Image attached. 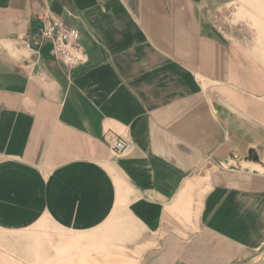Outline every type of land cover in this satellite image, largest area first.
I'll return each instance as SVG.
<instances>
[{
	"label": "crops",
	"instance_id": "1",
	"mask_svg": "<svg viewBox=\"0 0 264 264\" xmlns=\"http://www.w3.org/2000/svg\"><path fill=\"white\" fill-rule=\"evenodd\" d=\"M37 226L41 264H264V0H0V232Z\"/></svg>",
	"mask_w": 264,
	"mask_h": 264
},
{
	"label": "built area",
	"instance_id": "2",
	"mask_svg": "<svg viewBox=\"0 0 264 264\" xmlns=\"http://www.w3.org/2000/svg\"><path fill=\"white\" fill-rule=\"evenodd\" d=\"M39 19L42 23L40 39L52 44L51 55L70 69L83 65L86 54L80 43L79 31L52 16L45 7L40 9ZM24 48L30 49V43L24 42ZM109 145L115 155H122L128 150V143L121 138L110 141Z\"/></svg>",
	"mask_w": 264,
	"mask_h": 264
},
{
	"label": "rangeland",
	"instance_id": "3",
	"mask_svg": "<svg viewBox=\"0 0 264 264\" xmlns=\"http://www.w3.org/2000/svg\"><path fill=\"white\" fill-rule=\"evenodd\" d=\"M217 13V19L218 20H222V21H227V19L229 18V13L226 10H220ZM41 227L37 226L35 228H32L28 231L25 232H21V233H16V234H8V233H1L0 232V244H2L3 246H0V264H25V259L27 256V251H30V254L32 252V250L34 251L33 255L38 256L39 258L34 259L36 264H41V246H40V239L43 238V233L41 231ZM33 241L36 243L37 242V246L33 245V247L30 248L27 247V243L26 241ZM7 243H15L13 245H15L16 247L12 248L9 246H5V244ZM31 243V242H30ZM133 250V248H131L129 250L130 251ZM119 253L123 254L121 255V258H123L125 256V254L127 255V250L125 249H120ZM7 255L10 258H7ZM32 256V255H30ZM34 264V263H31ZM122 264H126V263H122Z\"/></svg>",
	"mask_w": 264,
	"mask_h": 264
},
{
	"label": "trees",
	"instance_id": "4",
	"mask_svg": "<svg viewBox=\"0 0 264 264\" xmlns=\"http://www.w3.org/2000/svg\"><path fill=\"white\" fill-rule=\"evenodd\" d=\"M250 158L254 161H258V157L253 155V153L251 152Z\"/></svg>",
	"mask_w": 264,
	"mask_h": 264
}]
</instances>
